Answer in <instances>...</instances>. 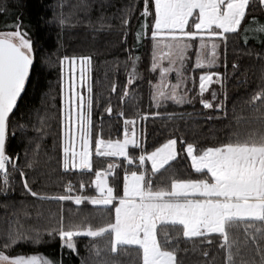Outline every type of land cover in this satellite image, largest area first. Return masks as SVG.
Wrapping results in <instances>:
<instances>
[{
  "label": "trees",
  "instance_id": "1",
  "mask_svg": "<svg viewBox=\"0 0 264 264\" xmlns=\"http://www.w3.org/2000/svg\"><path fill=\"white\" fill-rule=\"evenodd\" d=\"M149 3L151 8L152 0ZM143 7V0H0V31H14L12 26L17 21L22 22L34 41L35 51L29 81L10 116L7 151L10 155H18L19 159L14 162L23 169V174L9 167L10 188L6 192L0 175V234L10 226L16 227L17 218L23 229H39L42 234L39 244L27 239L18 241L8 250V255L43 254L56 264H82V261L96 264L100 259H107L111 264H142L139 246L128 245L110 252V237L79 236L74 238L77 245L74 252L62 246L58 235L50 236L45 231L56 227L61 215L65 223L69 219L78 221L88 216L92 224L98 225L109 218L113 209L111 206L98 207L89 201L76 205L71 200L42 197L67 195L69 182L74 184V196H97L95 173L107 170L109 165L114 167L108 183L117 194H121L125 171L142 170L130 165L123 157H102L94 151L92 169L63 168L64 56H91L94 135L102 134L104 139H123L124 121L134 119L135 125L130 126H135L140 144L148 152L168 139H177L178 157L157 174L154 185L166 186L170 177L204 178L193 168L185 151V141L195 144L199 154L201 149L228 142L233 131L244 136L250 129L261 127V121L256 118L259 113L252 106L259 102H252L251 97L264 88V35L251 29L264 25V4L250 0L249 11L240 29L226 33V40L219 38L215 41L217 60L211 68L196 66L199 40L191 42L180 77L184 83L178 89L182 92L186 84V102L177 104L168 99L159 105L153 99L155 86L161 79L160 68L153 70L152 67L154 41L150 31L146 30L147 34L141 37L136 35L145 19L151 28L152 17L142 16ZM253 16L258 24L250 23ZM62 19L65 23L60 22ZM125 20L128 22L124 23ZM202 71L220 73L222 83L214 77L201 96L199 76ZM165 79L175 85L176 71L169 72ZM125 92L128 95L125 96ZM212 92L216 93L215 100ZM202 99L210 100L214 105L223 102L224 108L209 109ZM108 107L112 108L111 113L106 111ZM13 131L14 137L11 135ZM129 152L138 157L141 149L130 146ZM145 167L151 171L150 161ZM25 177L39 196L33 197L26 191ZM81 183L83 188H80ZM256 226L261 227L259 223ZM158 229L161 239L167 232L169 247L177 250L179 264H227L219 234L188 238L182 235L179 226L171 223H163ZM26 235L31 236L32 232L27 231ZM235 235L243 239L242 227ZM96 247L102 250L99 257ZM204 252L208 255L204 256ZM242 255L246 260L260 259L253 242L244 247Z\"/></svg>",
  "mask_w": 264,
  "mask_h": 264
},
{
  "label": "snow or ice",
  "instance_id": "2",
  "mask_svg": "<svg viewBox=\"0 0 264 264\" xmlns=\"http://www.w3.org/2000/svg\"><path fill=\"white\" fill-rule=\"evenodd\" d=\"M259 3L264 4V0H259ZM143 4L142 16L145 18L151 16L152 24L149 29L145 19L136 35L141 37L150 31L154 41L152 67L153 70L157 67L161 70V81L155 86L153 99L157 105L168 99L183 104L187 98L186 84L182 92L178 89L184 83L180 77L187 59V51L192 46L191 42L199 40L196 66L208 68L214 66L218 48L215 41L219 38L226 40V33H234L240 29L249 11L250 0H152L151 8L149 0H143ZM60 22L65 23V20L62 19ZM250 23L258 24V21L253 16ZM12 27L14 31H0V173H3L5 192L10 188L9 167L23 174V169L14 162L19 159L18 155H10L7 151L10 114L17 107V101L25 91L35 56L34 41L23 28L22 22L17 21ZM251 30L264 35V25ZM163 49H167V52ZM205 52H208L207 56ZM138 59L136 57V60ZM165 59L168 60V67L163 66L162 61ZM76 61H79L80 81L83 82L84 68L86 65L90 67L91 56H64L62 63L71 64ZM173 70L177 73V83L167 87L165 76ZM214 77L220 80L221 74L202 71L199 76L201 96L213 83ZM220 82L222 83V80ZM71 89V83L66 81L63 168L92 169L94 151L102 157H123L130 165H136L142 170L125 171L121 194H117L115 188L108 183V176L114 167L109 165L107 170L102 169L95 173L97 196L42 197L57 201L71 200L76 205L89 201L92 205L103 208L111 206L113 209L109 218L98 225L92 224L88 216H83L78 221L69 219L65 223L61 215L56 227L45 229L48 235H58L62 246L74 252L77 249L74 239L76 237L108 236L111 238L108 249L110 252H117L118 248L124 246L135 245L139 246L142 264H179L177 250L169 247L167 232L163 233V239L158 236V224L170 222L174 226H179L182 235L188 238L219 234L222 238L221 248L226 252L227 264H264V88L251 97L252 102H259L252 106L259 113L256 118L261 121V127L250 129L244 136L238 131H233L228 142L201 149L199 154L195 144L185 141V151L191 159L192 166L204 178L170 177L166 186L154 185L153 181L166 165L170 166V162L177 159V139H168L148 152L135 138V129L133 128L131 133L128 131V126L135 124L134 119L124 121L123 139H104L102 134L94 135L90 114L91 83L87 88L89 95L86 99L79 92L76 93L79 101L76 118L78 133L74 138L71 126ZM124 95L128 93L125 92ZM211 95L215 100L216 93L212 92ZM201 102L209 109L224 108L223 102L216 105L210 100L202 99ZM106 111L111 113L112 108L108 107ZM120 115H123V112ZM239 119L237 117L238 123ZM11 135L14 137L15 132L13 131ZM130 146L140 148L141 154L138 157L131 155ZM147 161L151 162L150 172L145 167ZM28 166L31 167L30 164ZM23 184L33 197L39 196V193L29 185L26 177ZM83 187L84 184L81 183L80 188ZM68 191H74L71 182L68 183ZM14 223L16 227L10 226L0 234V248L4 249L0 251V264H56L51 259L39 255H8V250L18 241L27 239L34 244L41 242L42 234L39 229H23L19 218ZM257 223L261 227H257ZM241 227L243 239L235 235ZM27 231H31L32 235H26ZM249 242L254 243L260 257L259 261L255 257L251 260L244 259L242 250ZM101 251L96 247L97 257ZM203 255L207 256L208 253L204 252ZM96 264L111 262L100 259Z\"/></svg>",
  "mask_w": 264,
  "mask_h": 264
},
{
  "label": "rangeland",
  "instance_id": "3",
  "mask_svg": "<svg viewBox=\"0 0 264 264\" xmlns=\"http://www.w3.org/2000/svg\"><path fill=\"white\" fill-rule=\"evenodd\" d=\"M190 23H191V21H190ZM163 51L167 52V49H163ZM162 63H163L164 67H167L166 65H168V60L165 59L162 61ZM62 67H63V72H64L63 73L64 77L62 78V85H63V88H66V81L71 83V85H72V89H71L72 103H75V101H76V103L79 102L78 99H75V98H77V96H76L77 92H79L86 99L89 95L87 88H88L89 83H91V64H90V67H88L86 65L84 68V72H83L84 80H83V82L80 81L81 69H80L79 61H76L75 63H71V64L68 62H63ZM160 81H161V79H160ZM165 84L167 87H171V85H172L168 79H165ZM64 91H65V89H64ZM133 128L135 129V126L132 128H131V126H128L129 133L132 132ZM135 138L137 139V141L139 143H141V140L137 136L136 129H135ZM1 177H3V173H1ZM71 185L74 188V184L71 183ZM66 191L68 192L67 195L74 196L72 194L73 191L72 192L68 191V187L66 188ZM167 223H170V222H167ZM161 224H163V223H161ZM161 224H158V227ZM81 236H87V235H81ZM32 255H39V256L47 257L48 259H50L48 256L43 255V254H32ZM24 256H28V255H24Z\"/></svg>",
  "mask_w": 264,
  "mask_h": 264
},
{
  "label": "crops",
  "instance_id": "4",
  "mask_svg": "<svg viewBox=\"0 0 264 264\" xmlns=\"http://www.w3.org/2000/svg\"><path fill=\"white\" fill-rule=\"evenodd\" d=\"M62 72H63V67H62ZM64 73V72H63ZM64 77V74H62V78ZM65 88H63V85H62V97H63V118H64V96H65V91H64ZM77 99V98H75ZM77 104L78 102L76 103H72V116H71V126H72V134H73V137L75 138L77 136V133H78V128H77V124H76V118H77ZM91 114V113H90ZM63 130H64V124H63ZM77 143V150H79L78 148V145H79V141L77 140L76 141Z\"/></svg>",
  "mask_w": 264,
  "mask_h": 264
},
{
  "label": "water",
  "instance_id": "5",
  "mask_svg": "<svg viewBox=\"0 0 264 264\" xmlns=\"http://www.w3.org/2000/svg\"><path fill=\"white\" fill-rule=\"evenodd\" d=\"M31 71V70H30ZM18 102V101H17ZM14 111V110H13ZM10 116H11V114H10ZM0 175H1V173H0Z\"/></svg>",
  "mask_w": 264,
  "mask_h": 264
}]
</instances>
